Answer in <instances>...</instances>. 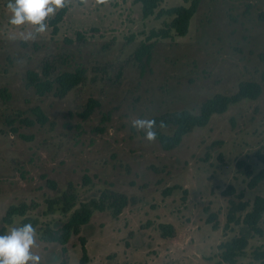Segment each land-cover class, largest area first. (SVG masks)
<instances>
[{
  "label": "rangeland",
  "instance_id": "1",
  "mask_svg": "<svg viewBox=\"0 0 264 264\" xmlns=\"http://www.w3.org/2000/svg\"><path fill=\"white\" fill-rule=\"evenodd\" d=\"M7 3L0 0V231L28 220L39 233L34 251L42 264H60L63 247L46 241L45 231L56 230L80 204L98 201L110 190L126 196L128 206L119 216L110 207L95 211L65 246L68 264H80L81 239L88 264H229L222 245L241 236L249 244L235 264H258L254 252L263 238L236 222L226 226L231 203H249L235 216L242 222L256 197H264V181L251 188L246 176L247 166L253 176L264 171L258 158L264 156V0H203L186 37L150 42L149 33L173 19L157 17L159 11L188 5L163 0L155 15L144 19L135 0L104 5L73 0L56 36L51 17L45 33L26 41L22 34L33 29L10 25ZM80 32L88 34L84 42L77 40ZM141 45L152 50L137 62L133 55ZM58 55L64 60L61 72L81 70L88 81L65 98L56 95L57 85L39 93L27 79L29 72L41 74L44 59ZM127 60L117 81L116 65ZM248 81L262 86L257 100L232 105L172 151L131 127L137 117L198 114L208 99L232 96ZM89 99L101 105L85 120L80 114ZM36 107L49 122L22 124L35 121ZM157 132L172 136L175 128L157 126ZM70 184L78 201L64 214L50 202ZM175 186L182 190L163 194ZM19 205L30 208L27 214L5 224L9 208ZM211 215L217 229L208 223ZM162 226H172L175 237L165 238Z\"/></svg>",
  "mask_w": 264,
  "mask_h": 264
},
{
  "label": "trees",
  "instance_id": "2",
  "mask_svg": "<svg viewBox=\"0 0 264 264\" xmlns=\"http://www.w3.org/2000/svg\"><path fill=\"white\" fill-rule=\"evenodd\" d=\"M6 1V0H4ZM185 5L174 7L168 10H161L158 12L157 17L162 18L163 16L172 17L170 23H164V27L160 30H152L147 41L150 42L154 39H169L173 35L177 37H186L189 33L191 21L197 14L203 0H182ZM137 4L141 5L142 16L147 19L156 14L163 0H135ZM68 12V8L59 10L53 19L50 20V26L52 28V34L56 36L59 32V24L65 18ZM264 16V15H263ZM264 18V17H263ZM95 31L92 30L90 34H94ZM88 36L86 32H80L77 34V40L79 42H84L85 38ZM116 40L113 39V43ZM152 50V45H141L138 47L133 55V59L137 62L142 61L144 58L149 57ZM261 61L264 62V54L260 56ZM127 60L124 63L116 65V75L117 81H120L123 76ZM64 60L61 55L52 56L44 59L40 65L41 74L36 72H29L27 74V79L29 84L34 87L39 93L51 92L54 86L57 85L56 95L60 98H65L69 93L78 89L81 86L87 84V77L84 71L78 70L74 73H63L61 72V66ZM44 78V79H43ZM264 80V76H263ZM262 94L261 84L248 81L243 82L239 85L237 93L232 96H225L217 94L214 97L208 99L200 108L198 114H194L188 110L181 112H175L157 117L154 120L157 126L160 125L161 121L164 123V127L172 126L175 128V132L172 136H165L157 132V140L160 142L162 148L165 151H172L178 148L184 137L192 133L197 128L206 127L214 116H222L225 114L232 105L238 104L244 100H257ZM101 105L100 101L95 99H89L84 106L83 112L80 116L83 119H88L94 113L95 109ZM33 115L35 116V121L25 119L22 124L32 127L35 124L41 126L46 125L49 122V118L42 111L40 107H36L33 110ZM260 160L264 161V156L258 155ZM244 166V163H239L238 167ZM246 176L250 179L249 186L251 188L256 187L258 184L264 181V171L258 175L253 176V173L249 166L246 167ZM89 179L84 178V183L87 184ZM52 188H56V185L52 182H48ZM181 189L179 186H175L164 191L165 196L171 195L174 190ZM182 190V189H181ZM187 195V191H184V196ZM78 201V194L75 187L70 184L63 194L50 202V204L60 205L61 210L64 214L70 213L75 209ZM129 199L126 196L119 195L113 191H106L100 200H92L87 203L80 204V207L75 209L73 214L69 217L67 222L56 230L47 229L44 233V239L51 243L60 244L63 249L62 252L65 255L63 261L60 264H68V258L66 257L65 246L69 242L73 235H79L80 229L86 226L91 221V218L95 211L103 212L107 208H112L114 210V216H119L123 210L128 206ZM249 203L239 202L238 204L231 203L230 212L228 215V224L236 222L237 224H242V226L248 232H253L254 234L260 236L264 240V197H256L251 211H248L240 222V219H235L238 212H246L249 208ZM29 207L26 205L12 206L6 213L3 222L7 225L12 224L13 219L17 216L23 217L29 211ZM216 217L211 215L208 219V223L213 224V228H218V223ZM23 223H28L25 220ZM162 234L165 238L175 237V229L172 226L166 227L162 226ZM6 229L3 228L0 234H5ZM249 241L246 237L241 236L237 239H233L231 242L224 243L222 245L223 254L222 258L225 262L229 264H235V258L243 253L244 249L247 248ZM82 245V257L80 259V264H88L89 257L86 249V243L84 239H81ZM255 261L258 264H264V245L254 252Z\"/></svg>",
  "mask_w": 264,
  "mask_h": 264
},
{
  "label": "clouds",
  "instance_id": "3",
  "mask_svg": "<svg viewBox=\"0 0 264 264\" xmlns=\"http://www.w3.org/2000/svg\"><path fill=\"white\" fill-rule=\"evenodd\" d=\"M79 2L87 4L88 0ZM72 3L73 0H8V22L16 28L31 26L33 30L22 35L26 41L35 40L38 34L48 30V20L51 17ZM95 3L104 5L109 0H95ZM164 126L161 121L159 127ZM131 127L137 132H143V139L149 143L156 141L157 123L154 119L133 118ZM38 241L39 233L31 223L14 222L5 234H0V264H42V257L34 251L39 247Z\"/></svg>",
  "mask_w": 264,
  "mask_h": 264
}]
</instances>
